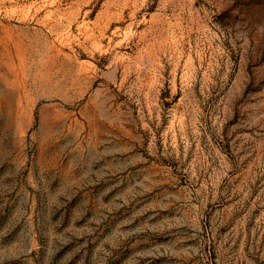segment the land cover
Segmentation results:
<instances>
[{
    "label": "rangeland",
    "instance_id": "obj_1",
    "mask_svg": "<svg viewBox=\"0 0 264 264\" xmlns=\"http://www.w3.org/2000/svg\"><path fill=\"white\" fill-rule=\"evenodd\" d=\"M0 264H264V0H0Z\"/></svg>",
    "mask_w": 264,
    "mask_h": 264
}]
</instances>
